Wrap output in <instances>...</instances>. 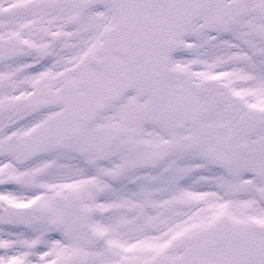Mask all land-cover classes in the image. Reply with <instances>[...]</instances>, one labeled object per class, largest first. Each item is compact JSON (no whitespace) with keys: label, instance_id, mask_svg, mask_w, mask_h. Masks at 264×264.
Returning a JSON list of instances; mask_svg holds the SVG:
<instances>
[{"label":"snow or ice","instance_id":"6c2138e0","mask_svg":"<svg viewBox=\"0 0 264 264\" xmlns=\"http://www.w3.org/2000/svg\"><path fill=\"white\" fill-rule=\"evenodd\" d=\"M0 264H264V0H0Z\"/></svg>","mask_w":264,"mask_h":264}]
</instances>
